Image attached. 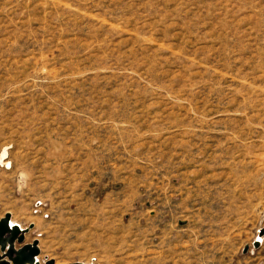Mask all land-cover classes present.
Returning <instances> with one entry per match:
<instances>
[{"label":"rangeland","instance_id":"374dc122","mask_svg":"<svg viewBox=\"0 0 264 264\" xmlns=\"http://www.w3.org/2000/svg\"><path fill=\"white\" fill-rule=\"evenodd\" d=\"M3 149L41 264H264V0H0Z\"/></svg>","mask_w":264,"mask_h":264},{"label":"water","instance_id":"95a60500","mask_svg":"<svg viewBox=\"0 0 264 264\" xmlns=\"http://www.w3.org/2000/svg\"><path fill=\"white\" fill-rule=\"evenodd\" d=\"M10 213L6 212L0 218V264H41L37 259L39 248L37 240L30 243L24 242V235L32 227L19 229L18 225H10ZM264 233V228L259 230V236ZM258 240L253 242L258 245ZM15 244L19 245L15 247ZM42 264H55L53 259H46ZM68 264H82L73 262Z\"/></svg>","mask_w":264,"mask_h":264},{"label":"crops","instance_id":"0c3cea01","mask_svg":"<svg viewBox=\"0 0 264 264\" xmlns=\"http://www.w3.org/2000/svg\"><path fill=\"white\" fill-rule=\"evenodd\" d=\"M11 220V219H10ZM13 221V220H12ZM15 222V221H14ZM15 223H17V222H15ZM20 227H23V224L22 223H17ZM34 225H35V223H33ZM39 224H40V228L38 229L37 227H35L34 226V230H41L42 229V222L40 223L39 222ZM32 240H37V242H38V248H39V255L37 256V259L39 260V262L41 263V257H39V256H41V253H42V248H41V245H40V240H39V238H34V239H32ZM31 240V241H32ZM31 241H27V240H25V243H30ZM19 245H16L15 247H18ZM44 256V255H43ZM45 257V256H44ZM43 258V257H42ZM44 259H49V257H46V258H44ZM73 262H80V261H72V262H68V263H73ZM68 263H62V264H68Z\"/></svg>","mask_w":264,"mask_h":264},{"label":"bare ground","instance_id":"6f19581e","mask_svg":"<svg viewBox=\"0 0 264 264\" xmlns=\"http://www.w3.org/2000/svg\"><path fill=\"white\" fill-rule=\"evenodd\" d=\"M5 154H6V151L3 149L1 152H0V160L3 159L5 157ZM2 161V160H1ZM9 224L10 225H18L17 223H14V222H11V220H9ZM19 229H22V227H20L18 225ZM56 264V263H55Z\"/></svg>","mask_w":264,"mask_h":264},{"label":"built area","instance_id":"2783aa9c","mask_svg":"<svg viewBox=\"0 0 264 264\" xmlns=\"http://www.w3.org/2000/svg\"><path fill=\"white\" fill-rule=\"evenodd\" d=\"M35 204L37 205V210H40L41 205H42V202H37V203H35Z\"/></svg>","mask_w":264,"mask_h":264}]
</instances>
